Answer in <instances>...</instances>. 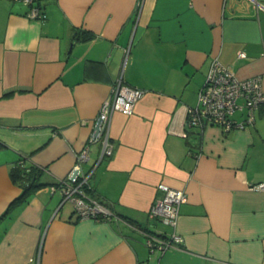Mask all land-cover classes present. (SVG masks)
I'll return each instance as SVG.
<instances>
[{"label": "crops", "instance_id": "0c3cea01", "mask_svg": "<svg viewBox=\"0 0 264 264\" xmlns=\"http://www.w3.org/2000/svg\"><path fill=\"white\" fill-rule=\"evenodd\" d=\"M37 4L42 20L0 0V217L22 192L9 177L21 157L47 184L0 221V264H264V192L249 189L264 182V108L244 130L187 126L213 60L264 88V0ZM120 76L143 95L131 115L113 113L101 157L89 140ZM87 144L107 220L80 218L58 188ZM160 184L187 197L181 249L163 254L141 234L171 231L148 216Z\"/></svg>", "mask_w": 264, "mask_h": 264}, {"label": "built area", "instance_id": "2783aa9c", "mask_svg": "<svg viewBox=\"0 0 264 264\" xmlns=\"http://www.w3.org/2000/svg\"><path fill=\"white\" fill-rule=\"evenodd\" d=\"M18 2L28 8L26 17L32 20L45 18L44 11L37 4V0H9ZM243 52L238 58H244ZM143 91L129 87L122 82L120 76L115 83L110 96L103 102L96 117L99 123L97 136L89 141H99L101 157H110L113 145L110 142V121L113 113L121 112L131 115ZM264 108V88L262 77L257 75L246 79H238L229 68L217 60H213L206 74L205 81L197 94V104L187 110V126L203 129L205 126H218L224 131L236 128L244 130L253 123L255 110ZM245 113L241 122H236L234 116ZM89 142V143H90ZM89 144L85 145L77 155V161L67 179L59 182L58 188L65 200H70L74 210L80 218L96 221L110 219L111 210L88 196L82 189L88 184L93 169L83 170V164L89 159ZM162 196L158 198L149 210V218L158 221L171 229L170 233H150L141 230L144 243L150 252L158 251L163 254L170 250H180L183 237L176 232L179 218V207L187 200L183 191L172 189L164 184L158 186ZM252 191L264 192V182L253 184Z\"/></svg>", "mask_w": 264, "mask_h": 264}, {"label": "trees", "instance_id": "16d2710c", "mask_svg": "<svg viewBox=\"0 0 264 264\" xmlns=\"http://www.w3.org/2000/svg\"><path fill=\"white\" fill-rule=\"evenodd\" d=\"M83 35V34H82ZM83 38H88L85 34L82 36ZM25 157H21L16 163L15 166L10 169L9 177L11 181L19 186L22 190L21 194L10 203L9 207L6 209L5 213H3L0 217V221L3 220L7 214L10 212L11 208L17 203H24L28 200L29 196L35 192L36 190L47 186L45 183H40L38 178L40 176V169L36 166H26L25 165ZM83 191L88 194V196L92 197L91 191L88 185H84L82 187ZM93 198V197H92ZM99 202V201H98ZM104 205V204H103ZM106 206V205H105ZM108 207V206H107ZM109 208V207H108Z\"/></svg>", "mask_w": 264, "mask_h": 264}, {"label": "water", "instance_id": "95a60500", "mask_svg": "<svg viewBox=\"0 0 264 264\" xmlns=\"http://www.w3.org/2000/svg\"><path fill=\"white\" fill-rule=\"evenodd\" d=\"M98 126H99V123H96L95 126H94V133H93L94 137L97 136V133H98V130H99Z\"/></svg>", "mask_w": 264, "mask_h": 264}, {"label": "rangeland", "instance_id": "374dc122", "mask_svg": "<svg viewBox=\"0 0 264 264\" xmlns=\"http://www.w3.org/2000/svg\"><path fill=\"white\" fill-rule=\"evenodd\" d=\"M164 227L166 228V226H163V228H164Z\"/></svg>", "mask_w": 264, "mask_h": 264}]
</instances>
